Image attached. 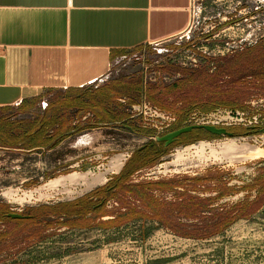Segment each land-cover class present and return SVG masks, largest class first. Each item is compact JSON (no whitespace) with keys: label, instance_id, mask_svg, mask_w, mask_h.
Wrapping results in <instances>:
<instances>
[{"label":"rangeland","instance_id":"1","mask_svg":"<svg viewBox=\"0 0 264 264\" xmlns=\"http://www.w3.org/2000/svg\"><path fill=\"white\" fill-rule=\"evenodd\" d=\"M262 37L264 0H193L190 25L184 33L162 43L120 51L113 58L105 81L90 86L136 75H143L145 83L170 84L180 74L164 72L162 66L172 62L196 67L202 63L204 55L229 54ZM195 58L200 61L194 62ZM164 75L169 77L167 81L163 79ZM62 90L65 89L49 91L47 103ZM256 93L259 96L248 102L249 108L245 111L248 114L243 118L249 121L252 115H257V126L260 127L257 131L252 130L254 124L237 120L235 116L233 124L228 126L237 133L233 136L210 135L190 141L196 136V132H192L181 135L170 144L158 141L157 136L190 122L180 125L177 118L169 124L168 121L149 122L141 115L132 117L130 109L133 105L123 97L120 101L128 104L131 123L148 132L155 131V136L133 132L122 123H101L90 112L82 117L81 129L67 137L55 150L25 151L0 145V212L32 214L35 208L62 203L82 209L76 202L86 196L89 197L88 202L93 203V212L86 217L55 214L34 221L9 217L4 223L0 222V233L11 232L9 239L0 242V264H264V205L249 217H240L219 234L196 238L181 236L151 218L149 213L152 214V211L147 212L142 202L135 200L131 194L127 195L131 208L123 207L115 198L106 201L104 196H97L113 186L128 161L150 141L157 143L161 154L129 176L128 180L131 184L146 183L150 187L158 182L167 183L170 186L168 191L156 190L154 193L170 203L178 201L182 186L193 185L195 178L206 176L218 177L207 182L210 185L221 186L226 182L230 190L238 191L221 200L213 199V207L227 205L228 209L238 202L264 195V157L233 162L220 153L221 144L228 138L264 148V95ZM141 102L142 99L134 105ZM40 110L45 112L46 108ZM80 115H83L82 112ZM224 115L228 116L225 112ZM202 141L211 142L218 155L208 148L202 156L195 147ZM179 152L184 155L177 162ZM121 154L126 158L124 165L118 172L107 173L108 180L101 185L91 189L71 184L57 188L47 186L51 179L75 171L104 172ZM249 185L256 188L247 190ZM8 190H14V196L5 195ZM217 191L197 193L208 197L217 195ZM102 206L108 215L101 216ZM137 207L148 215L134 216L118 226L100 225L102 221L115 217L136 215ZM175 217L183 220L173 223L182 231L201 235L209 231L208 227L200 229L197 226L202 222L187 219L185 215L176 214L172 218ZM205 217L209 219L211 214L206 213ZM59 220L66 221L69 226L59 224ZM47 221H53V226L48 227Z\"/></svg>","mask_w":264,"mask_h":264},{"label":"trees","instance_id":"2","mask_svg":"<svg viewBox=\"0 0 264 264\" xmlns=\"http://www.w3.org/2000/svg\"><path fill=\"white\" fill-rule=\"evenodd\" d=\"M167 73L180 74L179 78L170 84L145 83L143 75L125 76L113 79L100 86L70 87L57 93V96L48 104L42 116L36 119H11V117L0 118V145L5 148L22 149L33 151L39 149H53L64 139L81 129L82 117L87 113H93L101 123H122L133 132L155 136V131L140 129L133 124L131 115L128 113V104H136L139 100L146 99L153 105L173 113L178 124L187 122L193 114H209L219 109L231 111H246L249 108L248 102L256 92L264 95V37L252 44L243 45L232 53L209 56L204 55L202 63L196 67L182 66L175 63H168L161 67ZM126 97L128 104H123L120 99ZM82 112L83 115H80ZM260 126L255 125L252 130L257 131ZM231 132L235 131L230 128ZM250 131V130H249ZM193 132L199 133L200 129ZM192 133V132H190ZM188 133V134H190ZM240 133V132H238ZM210 137V135L195 136L189 140ZM161 150L155 141H150L143 148L138 150L125 165L123 172L114 182L113 186L104 189L97 196H104L109 200L115 198L123 207H130L129 194L147 210H151L150 217L159 221L167 228H171L177 234L185 237L205 238L219 234L240 217H249L260 210L264 205V195L260 194L254 200L238 202L227 209L213 207V199H224L238 191L230 190L225 182L223 185H210L207 183L217 176H206L195 178L193 185H184L178 192L179 199L170 203L157 196L154 192H166L170 186L164 182H158L150 187L146 183L131 184L128 177L140 170L145 165L152 163ZM212 184V183H211ZM173 187L178 188V185ZM181 187V186H180ZM256 186L247 187L252 190ZM219 190V191H217ZM196 194H193L192 192ZM199 191L215 192L217 195L202 197ZM93 194L92 196H94ZM89 197H84L76 203L82 209H76L74 205L62 203L55 206H41L32 212V219H16L34 221L39 217L50 215H65L67 217L82 215L86 217L93 212V203L88 202ZM101 216L108 215L102 207ZM136 208L135 214H128L125 217H115L109 221L101 222L102 227L121 225L122 222L135 218L134 216H147L148 213ZM210 213L211 217L206 219L205 214ZM7 212H0V219L7 220ZM176 214L185 215L187 219H193L202 224H197L200 229L208 227L209 231L204 235L187 233L180 230L173 223L183 222L181 217H174ZM54 222L47 221L48 227ZM59 224L69 226L64 220ZM186 224H184V227ZM11 232H1L0 242L10 238Z\"/></svg>","mask_w":264,"mask_h":264},{"label":"crops","instance_id":"3","mask_svg":"<svg viewBox=\"0 0 264 264\" xmlns=\"http://www.w3.org/2000/svg\"><path fill=\"white\" fill-rule=\"evenodd\" d=\"M190 6L191 0H0V118L36 119L49 91L105 81L120 51L184 33Z\"/></svg>","mask_w":264,"mask_h":264},{"label":"bare ground","instance_id":"4","mask_svg":"<svg viewBox=\"0 0 264 264\" xmlns=\"http://www.w3.org/2000/svg\"><path fill=\"white\" fill-rule=\"evenodd\" d=\"M195 147L198 149V152L202 154V156H204L203 154L208 148L212 151L213 154H215L216 156L218 155L215 147H213V144L209 141H202ZM220 153H223L224 156H227L231 159V161L234 162L246 160L249 158H263L264 148L260 146L250 145L248 143L238 142V139L235 138H228L221 144ZM183 155L184 154L182 152H179L177 154V162L183 159ZM125 159V155L121 154L116 156L110 163V168L100 173L75 171L66 175H60L54 179H51L47 183V186H49L50 188H57L59 186H66V184H71L86 186L87 188L91 189L92 187L105 183L108 180L107 173L120 171V169L124 165ZM4 194L12 197L14 196V190H8L4 192ZM30 196H32V194Z\"/></svg>","mask_w":264,"mask_h":264},{"label":"built area","instance_id":"5","mask_svg":"<svg viewBox=\"0 0 264 264\" xmlns=\"http://www.w3.org/2000/svg\"><path fill=\"white\" fill-rule=\"evenodd\" d=\"M193 0H191V6L190 11L192 8ZM194 62L198 63L200 60L198 58L193 59ZM163 79L167 81L169 77L167 75L163 76ZM132 112V117H136L138 115L143 116V119L149 121V122H159L164 123L166 121L169 122V124H173L176 121V116L173 113H170L166 110H163L146 99H143L141 103L137 105H133V109H130ZM137 113H136V112ZM224 112L228 114V116L224 115ZM248 113L244 111H231V110H222L219 109L215 112L209 113V114H193L191 118L187 121L191 123H207V124H214L218 126H225L228 127L229 125L233 124V120L236 116L237 120H246L243 116ZM242 115L241 119H239V116ZM232 120V121H231ZM250 124L257 125L259 124V120L257 115H252L251 118L248 121ZM155 127H158L157 125H154Z\"/></svg>","mask_w":264,"mask_h":264},{"label":"water","instance_id":"6","mask_svg":"<svg viewBox=\"0 0 264 264\" xmlns=\"http://www.w3.org/2000/svg\"><path fill=\"white\" fill-rule=\"evenodd\" d=\"M195 129H205L206 131L214 135H228V136L234 135V133L229 131L228 127L225 126H218L207 123H191L189 125L182 126L172 131H169L164 135L157 136L156 138L158 141H165L167 144H170L171 142L178 139L181 135H184L185 133H189ZM8 216L17 219H23L29 217L26 214L16 213V212H10L8 213Z\"/></svg>","mask_w":264,"mask_h":264},{"label":"flooded vegetation","instance_id":"7","mask_svg":"<svg viewBox=\"0 0 264 264\" xmlns=\"http://www.w3.org/2000/svg\"><path fill=\"white\" fill-rule=\"evenodd\" d=\"M201 130V132H199V133H196V136H199V135H203V136H207V135H214V134H211L210 132H208V131H206L205 129H200ZM228 130L229 131H231L230 130V127H228ZM194 131V130H193ZM193 131H191V132H193ZM190 133V132H189ZM195 137V136H194ZM180 138V137H179ZM178 138V139H179ZM7 216H8V213L6 214ZM26 215H28L29 217L28 218H23V219H32L33 218V215L31 214V213H26ZM17 219V218H16ZM4 221L5 220H1L0 219V222L1 223H4Z\"/></svg>","mask_w":264,"mask_h":264}]
</instances>
